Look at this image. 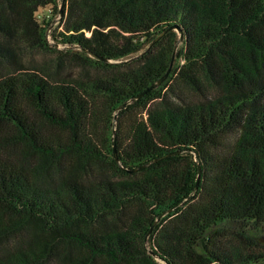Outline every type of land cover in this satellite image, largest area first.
Here are the masks:
<instances>
[{
    "label": "trees",
    "instance_id": "16d2710c",
    "mask_svg": "<svg viewBox=\"0 0 264 264\" xmlns=\"http://www.w3.org/2000/svg\"><path fill=\"white\" fill-rule=\"evenodd\" d=\"M0 68V264H264V0H0Z\"/></svg>",
    "mask_w": 264,
    "mask_h": 264
},
{
    "label": "rangeland",
    "instance_id": "374dc122",
    "mask_svg": "<svg viewBox=\"0 0 264 264\" xmlns=\"http://www.w3.org/2000/svg\"><path fill=\"white\" fill-rule=\"evenodd\" d=\"M61 15V14H60ZM60 15L48 14V11L39 10L37 12L36 19L37 21L43 25L45 28V44L38 45H27L21 47L20 51L17 55V63L14 64L15 69H20L22 71L33 70L38 72L40 75L52 80L54 82L73 79L78 76L79 69L75 65H68L65 63V59H69L68 56L73 57V53L71 50L64 49L65 47L61 44H55L51 39V35L55 32V30L59 27V18ZM39 41V40H38ZM64 57V58H63ZM177 64L180 63L179 60L175 61ZM174 62L170 66L174 67ZM91 67V66H90ZM89 75H95L96 71L94 68H90ZM5 71L4 68H0V73ZM0 146L9 153L13 155L21 153V147L19 144L15 145H3L0 143ZM18 156V155H16ZM258 239V236H256ZM260 237V236H259ZM211 264V263H207Z\"/></svg>",
    "mask_w": 264,
    "mask_h": 264
},
{
    "label": "water",
    "instance_id": "95a60500",
    "mask_svg": "<svg viewBox=\"0 0 264 264\" xmlns=\"http://www.w3.org/2000/svg\"><path fill=\"white\" fill-rule=\"evenodd\" d=\"M60 14L63 15V2H62L61 5H60ZM169 68H170V67H168V68L166 69L165 73H164V74H163V75H162V76L156 81V83L150 84L149 87H154V86L160 84V83L166 78V76H167V74H168V72H169ZM113 155H114L115 158H117V156H116V152H115V149H114V148H113Z\"/></svg>",
    "mask_w": 264,
    "mask_h": 264
}]
</instances>
